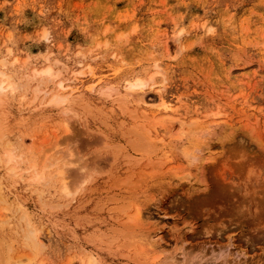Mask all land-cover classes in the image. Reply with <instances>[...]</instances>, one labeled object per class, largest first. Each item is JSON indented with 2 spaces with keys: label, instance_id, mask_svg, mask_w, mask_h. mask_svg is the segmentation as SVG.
Segmentation results:
<instances>
[{
  "label": "rangeland",
  "instance_id": "obj_1",
  "mask_svg": "<svg viewBox=\"0 0 264 264\" xmlns=\"http://www.w3.org/2000/svg\"><path fill=\"white\" fill-rule=\"evenodd\" d=\"M87 65L93 73L78 84L85 103L65 116L48 103L55 83L69 84ZM47 66L59 76L39 84L34 71ZM0 71L15 85L0 109V159L12 152L17 165L12 175L0 161V212L9 210L0 237L13 255L27 251L21 232L29 217L44 264H80L89 254L101 264H148L138 243L111 237L137 207L142 232L166 249L153 243L154 254L179 256V238L207 251L228 241L226 264H264V0H0ZM94 77L103 83L89 91ZM137 78L148 80L147 100L159 89L178 106L170 116L211 125L209 149L192 165L176 135L158 131V148H135V94L125 109L99 92L102 84L123 91ZM36 87L47 95L34 96ZM56 157L70 188L75 170L87 178L73 197L43 168ZM31 166L47 177L32 182ZM154 168L166 176L160 188L147 179ZM204 258L197 264H220Z\"/></svg>",
  "mask_w": 264,
  "mask_h": 264
},
{
  "label": "bare ground",
  "instance_id": "obj_2",
  "mask_svg": "<svg viewBox=\"0 0 264 264\" xmlns=\"http://www.w3.org/2000/svg\"><path fill=\"white\" fill-rule=\"evenodd\" d=\"M42 38H45V34L42 36ZM92 60H94V59H92ZM3 63H5V62H1V64H3ZM87 69L88 70L86 72H84L83 70H79V71L74 70V72H72V75H71L72 80H68L70 82L69 84H64V81H62L60 79H58L57 82L55 81L56 82L55 84H56V87L58 88V90L51 95V98H50V100H48V103L49 104L51 103L53 106H57V108L59 107L60 108L59 110H62V112L65 116L68 114H72V115L78 114L75 112V104L82 105L85 103L82 100V97H81L82 90L80 89V86L78 84L83 82V80H82L83 75H85V74L88 75V74L93 73V70L91 69L90 65H87ZM33 75L38 76V78L42 79V80H39L40 83L38 81L39 84H42L48 80H53L52 78H57L59 76V73L58 72L54 73L52 68L50 66H47L41 70L34 71ZM94 78H95L94 80H91L92 81L91 84L88 87L86 86L89 91H93L95 89V87L98 85V82L102 81L100 77H94ZM44 79H47V80H44ZM102 83H103V81H102ZM45 84H47V82ZM147 84H148V80H145L142 78H137V79H134V80L127 82L125 84V86L123 87V89H124L123 91L112 86V85H104L103 86V84H102V86L100 85L101 87L99 86V92L104 97L111 98L119 106H122V108L126 107L125 109H127V104H129L131 102V100H134L132 98H134L133 95L135 94V99L136 98L137 99L134 100L135 101L134 104H136V107H139V109H141V110L138 111L139 113H136L135 109H134L135 107H133V105H132L131 112H129V113L131 116H133V118L139 120L141 123H137L134 126H132L128 132V134H130V136L133 137L132 145L135 148H138V150L144 149L143 152H150V151H153L156 148H158V142H156V140H157L156 136L159 133L163 132V134H167L170 136L176 135L177 138L180 140L179 141L180 144H178V148H179L182 156L186 159L188 164L195 162L198 158L201 157L204 150L209 149L208 143H207V141H205V139H206L205 136L212 131L211 125L208 123H205L204 121H201V120L197 121L199 118L198 119L196 118L197 120L196 119L193 120V118H192L191 121L187 122V120H186V122H185L183 119H176L173 116H170L168 113L169 112H175L178 109V106L177 107L173 106V104H171L168 101V99L165 98L164 93H162V91L159 89H157V96H156L157 99L155 98L154 102H153V99L147 100L146 99L147 97L145 98L144 93L142 92V90L144 89V87ZM13 85L14 84H12L10 82L9 77L5 73L0 71V109L6 100V91L10 89L11 90L10 92H12V90L15 89L14 88L15 85L14 86ZM51 85H53V84L51 83ZM45 86H47V85H45ZM67 86H68L69 90L66 92H63V90ZM43 88H46V87H43ZM34 92H35L34 96H37L40 93H43L45 96L47 95V90L41 89L40 87H36ZM48 97H50V96H48ZM42 98H43V96H42ZM34 99H35V97H34ZM150 100L152 102H150ZM43 104H44V101H43ZM125 109H124V112H125ZM85 110H87V109H85ZM161 113L168 114V115L162 116ZM158 114L161 116H157ZM214 114H216V113H214ZM175 117H176V115H175ZM68 125L69 124H68V120L66 117V119H64L65 131L68 130ZM249 130H250L249 128H248V130H246L248 132V134H250ZM158 131H159V133H158ZM245 135H246V133H245ZM55 140L56 141H54V143H52V145H51L52 150L54 148L58 147L59 140L58 139H55ZM162 144H164V143H162ZM51 149L50 150L48 149V150L51 151ZM55 150H57V149H55ZM55 150H54V152H55ZM53 153H51V154H53ZM3 154H5V155L0 159V161L2 162V164L4 166H6L8 174L15 175L17 165H16V161H15L16 159H15L14 154L12 152H7V153L4 152ZM59 163H62V165L59 166ZM64 165H65V161L56 157V158L50 159V161L46 165H43V168H45V167L51 168L52 167L51 169H53V171L51 170L52 171L51 173H53L54 175L60 176V178H59V181L61 179V182H59L61 184L60 185V191L66 196L71 195V197H73L72 194L77 192V190L82 187V184L87 180V178L83 173L82 174L76 173V170H75L73 172V175H72L73 176V183L75 185H73V187L70 188V184H68L65 181V177L63 175ZM81 167H83V166H81ZM197 167H198V165H197ZM30 169L33 172L32 177H29L32 182H41L44 177H47L45 175L43 177V173H44L43 171L40 173L36 172V170L34 169V166H31ZM49 171H50V169H48L47 172H49ZM47 172L45 173L46 175H47ZM69 172L71 173L70 170H69ZM188 173H183V175L181 174L178 178H185L189 175ZM165 177H166L165 175H160L159 171H157V169L154 168L153 170L148 172L147 179L152 181L153 187H154V184L158 182V184L156 186L158 188H160L161 187L160 185H162V183H164V181H165ZM147 179L145 178V182ZM46 180H47V178H46ZM46 180H45V182H46ZM150 181H149V183H150ZM123 182L124 183L126 182L127 183L126 185H128V186H130V184L132 183L130 181V179L128 180V178L127 179L125 178V180H123ZM129 182H130V184H128ZM149 183H146V184H149ZM157 187H156V189H157ZM0 189H1V187H0ZM37 190H39V189H37ZM41 191L42 190L40 189L39 192H41ZM36 192L39 193L38 191H36ZM38 195H37V197L40 196V195L39 196ZM69 198H70V196H69ZM0 200H3V198ZM5 202L6 201H4V203ZM39 202L44 204L42 201H40V199H39ZM41 206H43V205H41ZM22 207H23V205H22ZM20 208H21V206H20ZM8 212H9V210H8ZM20 213H19V215L21 217L22 216L25 217L24 215L26 214V212H25V214H23V212L21 210ZM6 214L2 213V211L0 212V230L3 228V226L6 223L5 222L7 220ZM20 216H19V218H20ZM124 217H125V219L122 223H119L120 221H118V223L120 225L115 228V234H113L111 237H113L114 235L115 236L118 235V236L123 237L125 239L124 242H128V244H132V243L134 244L135 242H136V244L138 243L139 246L137 245V250H136L137 253L144 254L145 257H147L149 254H151V256H150L151 262L148 261V264H197V263L201 262V260L203 261V258L207 257V256L212 257L216 261H220L219 262L220 264H226V262H227V256L229 254V247H230L228 241L220 242L217 244L216 248L210 249L209 251H207L203 248V246H197L194 248H188L187 249V248H185V245H184V239L179 238L173 244L174 245L173 247H174V249H176L178 251L179 256H177V254L173 253V252L169 255L167 254L168 255L167 257H165L166 255L165 256L162 255V257H161L160 253H159V255L157 253L154 254L153 250H155V249L152 248L151 245L153 243L156 244V242H155L156 240H154V239L151 240V238H149L150 233L148 234V232L147 233L142 232L145 230V226L143 224V226H144V229H143L142 228V212L140 211V209L135 207L131 213L128 212L127 214L124 215ZM28 218H26L25 222H23L25 224L23 231L20 230L23 232V233L21 232V234H22L21 239L23 242V243L22 242L21 243L27 248V251L26 250H25L26 252L20 251L21 253H17L16 255H13V251L11 253V248H12V247L10 248L11 245L9 246V244L1 236L0 237V264H44L43 261L39 258V254H40L41 247H42V239L39 236L38 229L33 225L34 224L33 222L31 223V221ZM1 232H2V230H1ZM16 234L19 235V233H16ZM91 235H93V234H91ZM96 237H98V236H96ZM96 237L94 236L95 239H97ZM101 237L102 236L99 235V239ZM109 239H111V238H109ZM112 239H114V237ZM102 240H104V239H102ZM89 241H91V240H89ZM150 241H153V242L151 243ZM160 243L157 242V244H156L160 248V250H161V248H162V251L166 250L165 248L163 250L162 243L161 244ZM144 244H146L150 248H145ZM155 244H153V245H155ZM159 248H157V249H159ZM163 257H165V258H163ZM146 260H148V259L146 258ZM79 261H80V264H101L98 260V257H96L93 254L87 255L85 258L84 257L79 258ZM139 262H140V264H144L142 261H139ZM145 264H147V261H145Z\"/></svg>",
  "mask_w": 264,
  "mask_h": 264
}]
</instances>
